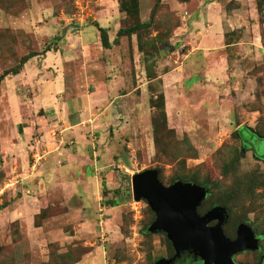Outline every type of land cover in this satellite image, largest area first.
Instances as JSON below:
<instances>
[{
  "label": "rangeland",
  "instance_id": "obj_1",
  "mask_svg": "<svg viewBox=\"0 0 264 264\" xmlns=\"http://www.w3.org/2000/svg\"><path fill=\"white\" fill-rule=\"evenodd\" d=\"M141 24L101 46L96 25L112 42ZM29 55L0 82V264L171 258L133 199L146 170L264 236V160L237 135L264 140V0H0V76Z\"/></svg>",
  "mask_w": 264,
  "mask_h": 264
},
{
  "label": "water",
  "instance_id": "obj_2",
  "mask_svg": "<svg viewBox=\"0 0 264 264\" xmlns=\"http://www.w3.org/2000/svg\"><path fill=\"white\" fill-rule=\"evenodd\" d=\"M131 186L133 199L146 201L155 214L148 233L165 234L175 252L171 259H161L156 264H173L183 252L193 254L203 264H234V254L255 244L252 230L246 225L240 226L235 240L225 236L222 224L228 215L223 207L216 206L203 216L198 214L207 189L196 183L176 181L165 186L157 170H146L132 176ZM213 220L218 221L217 225L208 227Z\"/></svg>",
  "mask_w": 264,
  "mask_h": 264
},
{
  "label": "flooded vegetation",
  "instance_id": "obj_3",
  "mask_svg": "<svg viewBox=\"0 0 264 264\" xmlns=\"http://www.w3.org/2000/svg\"><path fill=\"white\" fill-rule=\"evenodd\" d=\"M255 138L257 139V137H255ZM240 140L242 141L244 147H246L247 149L253 150L254 155L257 159L264 160V140L260 139L261 143L259 145L258 150L256 149V147L252 143L253 140L251 142H245L243 139H240ZM260 149H262V152H259ZM202 187L207 189V197H209V191H210L209 186H202ZM207 197H206V199H207ZM215 207H216V205L213 206L212 209ZM212 209H209L208 211H206L203 214H200L198 212V214L200 216H203ZM226 214H227V212H226ZM217 223H218L217 220H213V221L209 222L207 224V226L208 227H214L217 225ZM227 223H228V217H226V220L222 224L223 232L228 239L235 240L238 236L240 226L246 225V226L251 228L252 233L254 235V240H255V244H253V248L238 252L232 256L233 263L234 264H264V236L255 232L253 230V228L251 227L250 223H247L244 221L238 222L236 225H234L232 227L230 233H228L225 231V227H226ZM174 255H175V252L172 255V257H174ZM171 258H169V259H171ZM173 264H203V263L199 258H196L193 254H191L189 252H183L174 260Z\"/></svg>",
  "mask_w": 264,
  "mask_h": 264
},
{
  "label": "trees",
  "instance_id": "obj_4",
  "mask_svg": "<svg viewBox=\"0 0 264 264\" xmlns=\"http://www.w3.org/2000/svg\"><path fill=\"white\" fill-rule=\"evenodd\" d=\"M179 2L181 3H186L188 2L189 0H178ZM121 11L122 12H125L127 14H130L132 11L131 9L129 8V6H122L121 8ZM97 29H98V32L100 34V43H101V46L104 48V49H110L112 45H116L118 43V38L119 37H122V36H131L133 34H135L138 30L142 29V28H146L148 27L147 24H141V25H135L133 27H130L128 29H120L118 32H117V38L114 39L112 42L109 41L108 39V34L106 32V30L104 28H101L99 27L98 25H96ZM51 51V49L49 47H46L45 49V52H49ZM33 56L29 55V56H26L24 57L21 61H20V64L18 67L14 68V69H11V70H7L3 73V75L0 76V82L8 75H16L20 72L21 70V67L28 61L29 58H31ZM150 104H151V107L152 108H155V109H158L159 112L157 114V116H154V119H153V128H154V131L157 132L158 130V126L159 124H166V114H165V103H164V95L161 93L159 96H157L156 98H152L150 100ZM247 132V133H251L249 131L248 128L246 127H242L240 128L238 131H237V135L239 136L240 139H243L245 142H251L250 140H246L243 138L242 136V132ZM251 136L254 137V135H252L251 133ZM260 141V140H259ZM176 181H173L172 183H175ZM115 203H113L114 205Z\"/></svg>",
  "mask_w": 264,
  "mask_h": 264
}]
</instances>
